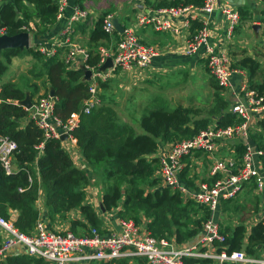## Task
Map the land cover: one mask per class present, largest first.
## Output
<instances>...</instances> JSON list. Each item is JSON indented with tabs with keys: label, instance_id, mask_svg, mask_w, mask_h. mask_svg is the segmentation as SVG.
<instances>
[{
	"label": "trees",
	"instance_id": "1",
	"mask_svg": "<svg viewBox=\"0 0 264 264\" xmlns=\"http://www.w3.org/2000/svg\"><path fill=\"white\" fill-rule=\"evenodd\" d=\"M59 0H8L0 8V35H18L30 31L37 38L47 35L57 23ZM264 2V0H261ZM203 0H167L153 5V8H168L195 5L201 6ZM241 20L246 13L240 7ZM108 14L99 17L91 33L92 46L88 64H99L100 45L108 48L112 37L103 30V22ZM34 24L31 27V24ZM198 27V24L195 23ZM114 38L119 42L120 35ZM105 41L106 43H102ZM28 54L37 63L28 70L21 82H5L0 88V135L9 136L17 142L18 152L14 164L18 172L6 175L0 164V216L11 219L17 212L15 226L23 233L31 234L36 223L42 217L36 204L40 190L45 193V209L49 219L66 218L79 211L84 219L71 221L73 233L83 230L88 234L90 228L102 229L104 222L95 206L87 201L86 188L91 179L85 170L79 169L59 139L44 140L43 132L30 118V112L20 103L28 93L34 102L41 97L55 93V116L67 121L73 113L81 112L84 101L89 98L90 83L84 81L82 69L71 70L56 54L47 58L35 46L28 50L11 49L3 51L0 57V82L7 72L13 58ZM41 64L38 66V64ZM235 67L246 69L250 76L249 86L264 98V82L254 83L253 78L260 70L258 61L244 57ZM215 107L203 116L199 109L178 105L173 109L157 103L148 107L140 120L143 133L137 132L123 121L116 110L102 101L89 114H81L79 126L73 131V137L84 157L86 168L90 167L96 176V183L103 186L102 205L106 212L119 209L118 217L131 219L137 225L146 218V229L157 239H174L177 244H191L201 233L210 213L193 201H185L181 192L161 186L157 176L160 160L154 158L160 142L175 143L192 138L207 130L216 119L219 126L226 127L238 123L240 119L229 110V103L222 97L221 88L214 81ZM107 84L99 81V88ZM43 92V93H42ZM29 122L24 125V120ZM258 127L264 131V119ZM254 138V137H253ZM257 148L264 151L262 136H259ZM45 142L44 149H36ZM244 152L243 145L237 146V155ZM188 159V158H186ZM181 181L192 187L188 167L182 172ZM22 190V191H21ZM227 203V202H226ZM45 215V212H44ZM46 217V215H45ZM47 219V217L45 218ZM226 242L223 248L228 252L241 251L257 256L264 247V226L256 224L246 238V226L223 229ZM82 235V234H80ZM2 238L0 237V247ZM187 264H213L210 260L186 259ZM0 264H48L44 260L15 253L6 259L0 258ZM90 264H146L141 258L121 259L110 262H92Z\"/></svg>",
	"mask_w": 264,
	"mask_h": 264
},
{
	"label": "built area",
	"instance_id": "2",
	"mask_svg": "<svg viewBox=\"0 0 264 264\" xmlns=\"http://www.w3.org/2000/svg\"><path fill=\"white\" fill-rule=\"evenodd\" d=\"M6 1L8 0H0V3ZM58 3L59 20L64 15L68 0H59ZM216 12L221 15L223 25L215 24L211 27L210 18ZM88 17L87 11L76 5L58 39L49 46L39 47L47 58L54 57L59 49L64 50L65 56L62 60L71 70L82 69L84 73L87 70L92 71L89 98L84 101L81 112L73 113L67 121L55 116V100L51 95L41 97L33 104L29 110L30 118L43 132L45 141L60 140L62 135H68L66 141L76 143L72 133L79 126L81 114L87 115L101 104L98 96L99 81L108 82L119 72H147L159 54L154 46L142 43L133 28L129 27L124 28V33L120 34V40L115 47L99 48V64L91 67L88 64L91 52L72 41L70 37L72 24L85 21ZM113 20L114 16L109 14L103 22V30L110 36L118 32ZM240 21L239 10L229 2L203 0L201 6L168 7L142 12L138 17L137 26H148L158 33L178 34L183 29L198 24L184 49L185 54L194 56L202 53L209 73L219 87L223 90H234L233 78L234 75L240 74V71L235 69V62L225 38L232 40ZM223 28L225 35L217 38L218 31ZM108 59H112L113 67L101 71L100 68ZM233 98L235 100L230 112L240 119L238 123L221 127L218 121H215L207 130L192 138L169 143L170 148L160 158L157 176L161 180V186L180 191L185 201H193L210 213L203 224L200 237L192 244H177L174 239H157L145 226L125 218L117 220L118 231L104 232L90 228L88 234L80 235L70 230L51 229L41 218L33 232L26 234L21 232L11 219L0 216V258L6 259L15 254L17 247H21V254L44 260L48 264H90L95 261L110 262L135 258L144 259L146 264H187L186 259H208L213 264H264V258L249 256L245 250L228 252L223 248L227 239L221 232L220 213L223 204L239 197L248 185L253 186L257 193L264 192V151L251 143L253 127L264 119V98L251 89L248 83H243L240 91H234ZM234 140L243 143L244 152L241 156L235 154L225 159L215 157L221 146ZM44 146L45 142L36 149L41 152ZM18 149L16 141L9 136L0 135V164L7 176L18 172L14 164ZM73 149L72 144L66 146V151L71 157L75 156ZM196 152L207 154L213 159L210 177L214 180L201 182L192 190L183 184L180 176L185 169L183 159ZM82 168L85 169L84 166ZM258 223L264 226V217L256 222ZM255 225L246 228V236H249Z\"/></svg>",
	"mask_w": 264,
	"mask_h": 264
},
{
	"label": "crops",
	"instance_id": "3",
	"mask_svg": "<svg viewBox=\"0 0 264 264\" xmlns=\"http://www.w3.org/2000/svg\"><path fill=\"white\" fill-rule=\"evenodd\" d=\"M161 1H164V0H68V5L64 12L63 17L57 20V23L52 28H50L47 35L37 38L30 31H25V32L31 33L30 34L31 42H34V46H35V40L36 39L38 40V49L42 45L49 46L51 43H53L54 41L58 39L59 35L62 34L63 28L65 27V25L67 26L69 19L73 14V8L76 5H78L80 8L87 11V13L89 14V17L85 21L72 24L70 37L72 38V41H74L77 44H80L81 46L88 49L92 53L94 48L96 47L92 46V42L90 38H91V33L95 29L96 22L98 21L99 17L105 13L113 15L114 18L119 19L120 23L124 26V28H129V27L133 28V30L136 32L137 36L142 41V43L146 45L154 46L158 50L159 54L153 60L152 67L149 71L143 72V71L135 70L131 74H121L119 72L118 74H115L113 78H111L108 82H105V84L110 85L111 83H114V82L117 83V81H124L126 79H129L131 80V85L135 84V87H133L134 89L137 88L136 86H138L139 87L138 90L146 91L147 85L148 83L149 84L151 83L152 79L153 80L165 79L166 81H168L167 79L172 78L174 80L178 75H180L181 72H185L184 70H187L189 68L193 69L200 64L201 65L206 64L204 55L202 53H198L197 55H194V56H188L184 52V49L190 39V36L194 34L195 29H197V26H195V24H193L190 28L183 29L178 34L158 33L151 27L137 26L139 15L142 12H147L149 10L158 9V8H153V5H156L160 3ZM167 1L172 2L174 0H167ZM224 1L228 2L227 0H224ZM1 4L2 3H0V8H1ZM240 7L244 8V12L246 13L245 15L246 18L244 20H241L239 24V26L241 27L239 28V30L238 29L236 30L233 42L231 41L230 43H228V50L231 54L233 53L232 52L233 50L237 52V55L233 58L235 64H237L244 57H251L254 60L258 61L259 64H261L262 66L264 63L261 62L260 58L257 56L258 55L260 56L259 50L261 46L264 47V2H262L261 0H241L240 4H236V8L238 10ZM210 23H211V27L214 26L215 24L223 25L222 20H221V15L218 12H216L210 18ZM33 26L34 24L32 23L31 27ZM255 26H258L259 28L255 30L254 29ZM218 32L219 33H218L217 38L219 37L222 38V35H225L224 28ZM117 33L120 35L119 32ZM111 37H112V40L108 44V48L115 47L117 45V41L115 40L116 38H114V35H112ZM217 38L214 41H216ZM103 42L106 43L105 41H102V43ZM232 45L236 47H233ZM32 47L33 46L31 45V48ZM100 47H104V45H100ZM57 54L59 55L61 59H63L65 56L64 55L65 51L62 49H59L57 51ZM34 61L35 59L33 58V56L28 55V54H24L22 56L13 58L9 67L12 66L15 69V73L10 77L8 76V78L5 77L7 75L5 74L2 77V81L0 82V88L3 83L10 82V80L16 82L15 81L16 78L22 72H25L31 69L30 66L33 65ZM261 66H260L259 72L262 71L263 67ZM236 68L239 69L240 74L234 75V78H233L234 90H227L221 93V95L223 94L222 97L229 103V110L231 109L232 103L235 100L233 98V92L240 91L243 83H248L249 85V80H250L249 73L246 69H241L239 67H236ZM9 71L11 72V69L7 70V72ZM259 72L253 78L254 83H261L257 81H261L262 79H264L260 77ZM182 75H185V74H182ZM213 83L214 85L216 84L215 82ZM183 88H184L183 86H175V83H171V82L170 84L167 82V83L160 85L159 92L155 94L154 97H158V95L162 93L163 90L167 91V89L169 90V94L166 92L167 95H166L165 100L156 101L153 105L157 103H161L169 107L170 109H172L171 107H175V105L177 106L182 105L184 107H190V108L197 109V107H194L193 104H190L188 106L182 103L184 99L190 98V97L187 98L188 97L187 95H185L183 92H180V90H184ZM99 94L100 96L105 94L102 88H99ZM136 106H139V105L136 103ZM146 107H148V105ZM146 107L142 109L144 113H145ZM30 116H31V111H30ZM29 120H30L29 118L25 119L24 125H26V123H28ZM213 120L217 121L216 119H213ZM259 123H257L251 131V143L254 146H258V143L260 142L258 140L259 136H262V142L264 143V131H262L258 127ZM68 144H72L74 147L73 151L75 153V156H72V158L75 163V166L79 169H83L82 167L86 166L85 160L77 144L73 143L72 141H65L63 143V146L65 149ZM238 145H243L242 141L234 140L232 142H229L221 146L218 152L216 153L215 157L218 159H225V158L234 156L235 154H237ZM169 146H170L169 143L160 142L158 151L156 152V154L153 155V157L160 160V158L170 148ZM196 153L184 158V160L188 158L187 162L185 163V169L188 167L189 176L193 180L192 187H189L192 190H195L197 188V185L201 182H213L214 180L210 177V168L213 163V159L209 155H204L203 159H200L196 157ZM263 168H264V165H263ZM194 171L197 174L194 173ZM243 191L246 192L247 194H252V197L255 199V202L258 205L257 206L258 209L253 215V217H251V219L244 224L247 228L248 226L255 225L256 222L260 221V219L264 217V192L257 193L254 187L251 185L246 186ZM42 200L45 201V198L43 197ZM39 201L40 199L38 200V202ZM229 203L231 202L224 203L221 208L220 222H221L222 212L224 211L225 208H227L226 206ZM40 205L42 206L41 207V213H42L41 219L44 220L48 224V221L44 219L46 218L45 217L46 215L45 202H44V205H42V203ZM95 208L97 212L99 213V216L102 218V221L104 222L102 226V228H104L103 229L104 232H115L119 230V227L117 224V220L119 219L118 217L119 210L112 211V212H106L103 208L102 201L99 202L98 204H95ZM44 212H45V215H44ZM11 218L15 220L17 218V212L12 213ZM145 223H146V220L143 221L141 225L145 226ZM236 226H233L232 228ZM56 230H59V229H56ZM62 231H66V230H62ZM20 252H21V247H17L14 251V253H20ZM257 254H258L257 257H260V259L264 258V250H262L261 252H258Z\"/></svg>",
	"mask_w": 264,
	"mask_h": 264
},
{
	"label": "rangeland",
	"instance_id": "4",
	"mask_svg": "<svg viewBox=\"0 0 264 264\" xmlns=\"http://www.w3.org/2000/svg\"><path fill=\"white\" fill-rule=\"evenodd\" d=\"M240 27L241 26L239 25L236 26V30L237 29L239 30ZM234 36H235V33H233L232 40H231L232 42L234 40ZM225 40L228 43L231 42L227 38H225ZM31 45L34 47V42H31ZM233 47H236V46H233ZM232 52L233 53L232 54L230 53V54L231 56L233 55L232 58H234L237 55V52H235L234 50ZM259 54L260 56L258 55L257 57H259L260 61L264 63V47L263 46H261L259 50ZM20 56H22V54ZM36 63H37V60L35 59L33 65L30 66V68H32ZM40 65L41 64L39 63L38 66ZM261 67L263 68H262V71L259 72V75L261 78H264V64ZM206 68H207V64L205 65L200 64L193 69L189 68L187 70H184L185 72H181L180 75H178L174 79L175 81L172 78L167 79L168 81H166L165 79L163 80L162 79H159V80L152 79L151 83L150 84L148 83L146 91L138 90L139 89L138 86H136L137 88L134 89L133 87H135V84L131 85V80L129 79H126L124 81H117V83L114 82V83H111L110 85H107L105 89L102 88L105 94H103L102 96H100L99 94L98 96L100 99H102V101H105L106 104L112 106L116 110L121 121L129 125H132L137 130V132L143 133L144 131L140 127V120L144 116V112L142 111V109L146 107L147 105L148 107L150 106V104L153 105L156 101L165 100L167 93L169 94V90H168L169 88L167 89V91L163 90V92L160 93L158 97H154V96L155 94L159 92V86L167 82L169 84L170 82L175 83V86H183L184 90H180V92H183L185 95L188 96L187 98L189 97L190 98L184 99L182 103L188 106L190 104H193L194 107H197V109L203 112V116H207L206 113L210 112V110H212L215 107V96H214L215 86L213 83L215 80L210 75L209 70L207 71L208 68L207 69ZM8 69H11V72L9 71L5 73L7 74L5 76L6 78H8V76L9 77L12 76L15 73V69L12 66L9 67ZM235 69H238V68L235 67ZM27 72L28 71L22 72L16 78V80L15 79L14 80L17 83L21 82V80L24 79V76L27 75ZM182 74H185V75H182ZM262 80L257 81V82L263 83L264 81ZM223 91L225 92L227 90H221V93ZM28 94L30 95V93ZM35 102L36 101H34L33 104ZM136 103L139 106H136ZM176 106L177 105H175V107ZM148 107H146V109ZM175 107H171V108L173 109ZM24 123H25V120H24ZM204 155H207V154H204L202 152L196 153V157L200 159H203ZM187 160L188 159H185V160L183 159V162L186 163ZM84 167L85 169H82V170H85L91 179V184L86 188L87 201L91 205L95 206V204H98L99 202H101V199L103 196V186L95 182L96 176L93 173V170L90 169V167H87V168L86 166ZM194 173L196 172L194 171ZM40 194H41L39 197L40 201L36 204V207L37 209H39V211H41V207H42L40 204L42 203V205H44V202H45L42 200V198L45 196L43 189L40 190ZM240 195H239V198L237 197L235 200L229 203L226 206L227 208H225L224 211L222 212L221 227L223 229L231 228L233 226L240 225V224H245L251 219V217H253V215L257 211L258 205L256 204L255 199L252 197V194H247L246 192L242 191ZM46 217H47L46 220L48 221L49 226L52 227L51 229H59V230H66V231L71 229L72 220L76 218L84 219L79 211H73L69 213L64 219L59 218V217H57L55 220L49 219L47 214H46ZM145 220L147 219L145 217L144 218L142 217V222ZM11 221H13L14 223L15 220L11 218ZM103 229L104 228H102L101 230ZM76 234H86V233H84L83 230H78ZM204 260H208V259H204Z\"/></svg>",
	"mask_w": 264,
	"mask_h": 264
},
{
	"label": "water",
	"instance_id": "5",
	"mask_svg": "<svg viewBox=\"0 0 264 264\" xmlns=\"http://www.w3.org/2000/svg\"><path fill=\"white\" fill-rule=\"evenodd\" d=\"M233 6L236 4H240L241 0H227ZM114 25L117 31L120 34L124 33V26L120 23L118 18H114L113 20ZM258 26H255L254 29L257 30ZM31 48V35L29 32H22L18 35L10 36V35H0V55L3 51L11 50V49H18L21 51L28 50ZM113 67L112 59H108L106 63L100 68L101 71H106L109 68ZM92 71L87 70L85 71L84 81L91 83L92 81ZM51 97H55L54 90L52 89L50 92ZM22 106L25 107L26 110H31L33 107V102L30 98V95L27 94L25 100L20 103ZM60 140L62 142L68 140V135H62ZM167 163L170 165L171 162L168 160ZM242 250H246V245L243 246ZM264 250V247H263Z\"/></svg>",
	"mask_w": 264,
	"mask_h": 264
},
{
	"label": "bare ground",
	"instance_id": "6",
	"mask_svg": "<svg viewBox=\"0 0 264 264\" xmlns=\"http://www.w3.org/2000/svg\"><path fill=\"white\" fill-rule=\"evenodd\" d=\"M82 9V8H81ZM35 104V103H34Z\"/></svg>",
	"mask_w": 264,
	"mask_h": 264
}]
</instances>
